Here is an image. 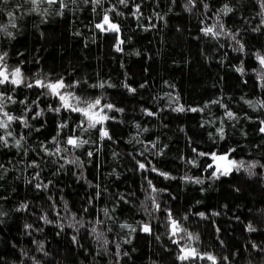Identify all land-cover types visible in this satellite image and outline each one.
<instances>
[{"label": "rangeland", "instance_id": "374dc122", "mask_svg": "<svg viewBox=\"0 0 264 264\" xmlns=\"http://www.w3.org/2000/svg\"><path fill=\"white\" fill-rule=\"evenodd\" d=\"M64 4L66 7H62L59 0L52 5L45 2L42 5L40 19L46 21L49 17H66L70 19L74 28L79 29V36L87 48L92 51L101 48L109 50L113 55L104 66L105 72L99 79L100 82L104 84L110 95L111 92H116L121 97V94L126 92L131 95V100L136 102L139 100L138 103L140 102L142 106L138 113L129 110L126 112L124 109L117 111L120 109L119 106L105 99L106 101H101L93 111L100 112L103 109L100 114L107 115L109 119L97 124L95 128H88L87 119L79 112L64 109L59 113L49 111L50 106L53 109L58 107L56 97L53 95L41 97L39 92L23 85L0 86V93L5 96L11 95L15 101V103L7 101L4 111L15 117H25L29 125L25 127L19 120L13 121L7 129L12 133L11 136H7L5 130L0 129V135L5 136L8 141L7 146L0 143V165H3L0 170L17 182L12 195L21 199L24 206L26 205V207L19 204L16 206V208L21 207L20 216L33 223L39 216L48 217L47 221L51 220L46 225L48 234L55 233L52 223H62L59 218L60 211L54 209V205L60 200L46 201L47 194L32 184L33 174L39 172L41 178H49L48 168L54 166L51 148L55 143H66L67 137L71 136L88 141L76 148V151L86 164L88 174L100 179L106 173L105 156L109 152L108 144L112 138L119 145L123 157L135 164L137 173L144 171L139 164L145 165L143 175L146 182L150 181L156 188L167 189L174 195L169 206L172 220L184 230L177 234L181 247L191 246L197 249L200 255H212L217 258L218 252L215 249L204 246L197 239H188L187 233L196 237L194 228L192 229L190 225L189 214L218 208L228 215L238 213L237 209L245 213L248 208L241 198L246 195L248 189L255 186L264 190V132L261 131L264 128V67L258 60V56L264 57V27L258 29L244 18L245 12L248 11V0L209 1V7L218 13L216 17L219 21V23L214 21L215 18L209 20L210 27L215 26L214 31L220 32V25L223 24L224 34H221L223 39L231 38L234 32L240 35L239 40L243 45L241 54L239 56L231 54L227 42L213 35L202 34L198 28L197 31L192 32L189 39L193 47L189 48V51L192 49V52L194 50L197 53L201 52L200 55L195 54L189 58L175 45L163 46L166 68L164 67L161 74V69L156 64L158 79L154 78L153 81H150L153 78V67L150 66L154 62L153 58L148 60L147 64L151 68L142 66L141 69L145 70L148 83L153 82L159 92L158 95L151 97H146L149 96L147 88L138 81L136 73L133 72L135 66L133 63L137 61L146 64L147 57L143 51L149 47L151 33L156 34L164 28L170 30L174 22L184 20L182 17L184 13L176 0H127L126 5L119 3V0H101L98 5H95L93 0L87 2L64 0ZM136 5L140 7V13L137 14L139 18L133 15ZM225 5L232 11L225 14L222 11ZM105 14L112 23L119 26V33L101 31L96 27L97 24L103 23ZM14 17L16 27H11L14 52L7 57L6 64L9 72L19 67L23 76L30 73L28 78L31 83V80L36 81L41 78L38 62L33 61L36 53L33 52L32 46H28L29 41L22 38L25 28L22 26L24 22L18 7L15 9ZM105 28L107 29V26ZM119 41L123 43L120 44ZM117 46L121 51L116 50ZM203 50L209 54L206 62L201 58ZM88 53L93 54L91 51ZM215 70L217 72L213 74ZM77 80L69 77V84H75V87L62 89L65 90L63 94L72 93L80 98L82 101L80 105L86 107L84 101L94 102L95 99L89 97L85 91L87 86L84 88L85 92L82 91L81 84L78 85ZM56 81L57 79L54 78L51 82ZM202 85L204 88L196 90ZM129 88L135 91L131 92ZM108 104L114 107L109 110L105 107ZM181 106L185 111H174ZM193 108L199 110L193 112L190 110ZM229 111L235 118L230 119L227 116ZM37 112L41 115L36 116ZM148 112L153 115H148ZM61 124L66 127L61 128ZM100 127L107 131L108 137L101 136ZM174 127H177L180 133L172 132ZM17 140H20V147L15 146ZM176 148L179 150L177 156L173 154ZM213 155L226 156L227 159L214 160ZM33 161L36 164L31 165L30 162ZM230 161H235L237 164L243 161L244 167L239 169L235 166L230 167ZM252 163L256 164L255 168L248 167ZM225 169H229L228 174L222 175L221 172ZM160 173H166L167 178ZM196 180L201 183H196ZM233 188H238L241 195L238 200L231 201L230 194H233ZM151 195L150 190L147 199L151 198ZM96 198L99 203L104 202L101 194H97ZM179 203L190 206V213L177 211L175 206ZM104 205L109 208L108 222L112 226L113 238L111 247L117 245L119 248L120 256H116L117 264L139 263L141 256L144 257L147 253L143 239L144 231H142L145 223L140 224L141 230L138 220L127 219L123 215L125 206H130L126 200L108 199ZM166 211L169 217L168 210ZM163 213L165 216L164 211ZM15 220L16 217L13 223L4 229L8 232L6 234L14 235L13 242L20 243L22 239L20 241L18 235L15 236L13 228H18ZM42 222L45 223L43 220ZM223 223L224 220H216V225L213 224L214 230L217 231ZM33 226L36 229L40 228L37 222ZM41 226L45 227L42 223ZM56 230L65 235L62 229L56 228ZM57 235L59 236L58 233ZM252 240L257 250L264 251V229L252 233ZM100 243L94 244L98 250ZM23 244L28 245L25 242ZM256 249H254V257L245 259L242 264L253 262V264H264V255L258 253ZM3 252L5 247H0V255L5 254ZM38 252L42 253L40 250ZM243 252L238 251L233 259L237 260L239 254ZM103 255L106 256L104 253ZM199 260L203 264H212L207 259Z\"/></svg>", "mask_w": 264, "mask_h": 264}, {"label": "trees", "instance_id": "16d2710c", "mask_svg": "<svg viewBox=\"0 0 264 264\" xmlns=\"http://www.w3.org/2000/svg\"><path fill=\"white\" fill-rule=\"evenodd\" d=\"M209 1L193 0V3L190 4L189 0H176L180 10L184 13L182 15L184 20L174 22L170 30L163 27L164 29L159 30L156 34H150L149 47L143 51L147 57L146 64L137 61L133 63L135 65L133 72L136 73L138 81L147 88L149 96L146 94V97L158 95L159 92L153 82L148 83L146 72L141 68L143 65V68H151L150 66H152L153 78L150 81H153L154 78L158 79L156 64L160 67L161 74L165 67L163 46L175 45L177 49L184 51L183 53L188 55L189 58L195 54L200 55L201 52L197 53L195 50L192 52V49L189 51V48H193L189 39L192 32L197 31L198 28L202 34H205L203 30L210 27L209 20L215 18L214 21L219 23L216 17L218 13L210 9ZM44 3L42 2L37 6L33 5L30 0H8L7 3L0 0V26L8 25L7 31L11 32L12 36L13 31L11 30L8 13L11 12L14 16L15 9L17 7L20 9L22 21L24 22L22 26L25 28L22 38L29 41L28 46H32L33 52L36 53L33 61L38 62L40 80L45 83H52L51 81L55 78L57 81L63 80L65 84L70 85L69 77L78 79L77 83H79L78 85L81 84L82 91L87 86L85 91L93 100L106 101L105 99H109L126 112L129 110V112L138 113L142 106L139 104L140 102L138 103L139 100L137 102L131 100V95L126 92L121 94V97L116 92H111L110 95L105 86L99 87L102 84L99 79L102 78V74L105 72L104 66L113 54L105 48L95 51L87 48L79 36V29L76 27L75 29L71 25L70 19L68 20L66 17H49L46 21H42L40 15ZM248 3V11L245 12L244 18L249 24L262 29L264 27V8L261 7V4L264 3V0H248ZM205 5H207V8ZM33 8L37 10L33 11ZM233 34L236 35L235 40L228 36V38L223 39V35L217 38H221V40L228 43L231 54L239 56L241 54L240 35L235 32ZM208 35L211 36L212 34ZM12 36L0 32V54L7 53L5 62L8 61L7 57L14 52ZM238 40L239 43H237ZM89 51L93 54H89ZM139 51L140 48L138 47ZM202 55V60L206 62L207 56H209L208 52L206 53L203 50ZM151 58L154 62L148 67V60H151ZM119 71L122 77L121 70ZM216 72L217 70L212 73ZM29 74L23 76L25 83H30ZM31 81V83H35V81ZM201 88H204L203 85L196 90ZM31 89L39 92L41 97H52L46 88L33 87ZM64 92L65 90L61 91L62 94ZM56 101V104L60 107L61 102L58 97H56ZM6 102L7 100L5 104ZM70 103L76 104L75 100ZM4 118L0 115V119ZM177 129V127H174L172 132L180 133V130ZM102 130L104 128L101 129L100 127L99 133ZM114 132L115 130H113ZM112 136L114 137V134ZM69 137L71 136L67 138ZM108 145L110 149L105 156L106 173L100 179H96L97 176L95 175L88 174L86 164L78 155L76 148L69 146L67 142L63 144L55 143L51 148L53 167L55 168H48L49 178H41L39 172L33 174L32 184L35 188L47 194L46 199L48 200L46 201H49V199L60 200L58 204L54 205V209L60 211L59 218L62 223H52L54 226L51 227L55 231L52 234H48V228L46 229L47 223L51 220L46 223L45 219L39 216L34 223L40 224V228L36 229L31 220L28 221L22 215L20 216L21 207L16 208V206L18 204L24 206V203L21 199H17L16 196L12 195L17 182L8 178L0 170V247H5V252H3L5 254L0 255V264H117L116 256H120L118 254L119 248L117 245L111 247V243H113L111 237L112 226L108 222L109 208L104 205V202L106 203L108 199L128 201L130 206H125L123 215L127 219L135 218L138 220L139 227L141 223H145L150 227V232H144L143 237L147 253L144 257L141 256L143 259L140 258L139 263L135 264H203L199 259L185 261L178 259L181 243L178 235L175 237L171 235L172 218L170 220L167 217L166 211L168 210V214L171 215L169 204L174 195L169 190L158 189L151 183L152 186L149 183L150 181L146 182L143 175L145 169L137 173L135 164L123 157L115 140L110 138ZM57 148L61 149L59 153L56 151ZM64 149H67V151H64ZM175 150L173 154L177 156L179 150L178 148ZM71 161H75V163ZM256 162L259 163V161ZM30 164L34 165L36 163L33 161ZM36 185H40V187L38 188ZM45 185L47 187H44ZM151 187L155 188L156 191L154 192ZM233 189V194H230L231 201L238 200L241 195L238 188ZM150 190L152 195L151 198L147 199ZM97 194L104 197V202L99 203L96 198ZM261 198L264 199L262 188L255 186L249 188L246 195L241 198L246 203L247 212L242 213L237 209L238 213L231 215L226 214L224 210L219 208L189 214L190 206L187 204L179 203L175 207L177 211H186V214H189L190 225L192 229L194 228L198 242L218 252L217 264H242L245 259L254 257L256 246L254 247L252 233L264 229V202ZM157 204L159 205L158 209L156 208ZM15 217L18 226V228L13 227L15 236L18 235L20 241L22 239L23 242L27 243L26 246L22 241L20 243L13 242L14 235L6 234L8 232L4 229V227L13 223ZM218 219L224 220V223L220 227L217 226V232L214 230L213 224L216 225ZM47 220H49L48 217ZM56 220L57 218L54 221ZM41 223L45 227H42ZM26 225L30 227L26 228ZM249 225L255 231H249ZM56 228L65 231V235L60 234ZM93 228H95V232L92 231ZM96 233L100 236V239H97ZM174 240L178 243H174ZM105 241H107L106 244ZM98 242H102L101 245L99 244L100 250L94 245ZM102 248L104 249L102 250ZM38 250L42 253H39ZM238 251L244 252L239 254L237 260H234L233 256ZM257 251L264 255V251ZM103 253L106 255L105 257Z\"/></svg>", "mask_w": 264, "mask_h": 264}, {"label": "snow or ice", "instance_id": "6c2138e0", "mask_svg": "<svg viewBox=\"0 0 264 264\" xmlns=\"http://www.w3.org/2000/svg\"><path fill=\"white\" fill-rule=\"evenodd\" d=\"M8 0H3V3H7ZM30 2L33 5H39L42 2H46L49 5L55 4L57 3V0H30ZM59 2L61 3L62 7H66V5L64 4V0H59ZM87 2V0H86ZM93 3L95 5H98L101 3V0H93ZM119 3L121 4H127V0H119ZM189 3H193V0H189ZM205 7L207 8V5H205ZM261 7L264 8V3L261 4ZM33 11H36V8L32 9ZM190 10V9H189ZM222 11L227 14L229 12L232 11L231 8H229L227 5H225V7L222 9ZM140 13V7L139 5H136V9L135 12L133 13V15H137ZM8 16L10 18V26L15 28L16 24H15V17L13 16V14L11 12L8 13ZM137 18H139V16L137 15ZM105 26H107V29L105 28ZM96 27L98 29H100L101 31H113V32H117L119 33L120 29L119 26L115 23H112L109 19V16L107 14L104 15L103 17V23L101 24H97ZM214 27H208L205 28L203 31L205 33V35L208 34H212L214 37H218L221 34H224V26L223 24L220 25V32H215L214 31ZM8 25H3L0 26V32H5L8 36H12L11 32L7 31ZM229 35H231L230 33H228ZM231 38L233 40L236 39V35H231ZM120 44L123 43V41H119ZM237 43H239V41H237ZM117 51H121L120 47L117 46ZM241 50H243V45L241 44ZM7 56V53L4 52L2 54H0V86L5 85V84H11L13 86L16 87H20V86H25L27 88H32V87H40V88H46L48 89L49 93L53 96L58 97V99L61 102L60 107H57L55 109L51 108V106L49 107V111H54L56 113H59L61 111V109L64 110H68L71 112H79L82 116H84L87 121H88V128H95L97 124H101L104 121L108 120L109 117L107 115H101L100 112L103 111V109L100 110V112H94L93 110L96 109L101 101L100 99H96L94 102H86L84 101V103H86V107H80L79 105L82 103V101L80 100V98L75 97L72 93H68V94H62L61 90L66 88V87H75V84L73 85H65V83L63 82V80H60L58 82H54V83H45L42 80H36L35 83H25L21 69L19 67H16L14 70H12L11 72H9L8 70V66L5 62V58ZM258 60L259 63L261 64L262 67H264V57H259L258 56ZM242 71V70H241ZM127 87V85H125ZM99 87H104L103 84H100ZM129 91L134 92L135 89L129 88ZM11 101L13 103H15V101L13 100V97L11 95H8L7 97H5V95L3 93H0V115H2L3 117H5L6 119H0V129H4L7 136H11L12 133L8 132L7 129L9 127V125L16 120H19L20 123H22L25 127H28V123L25 117H15L11 114H9L8 112L4 111V108L6 106L5 101ZM71 100H76V104H72L70 103ZM216 101H213V103H215ZM21 103H24L23 101H21ZM106 108H108L109 110H111L114 106L111 104L105 105ZM191 111L195 112L198 111L199 109H190ZM117 111H122V109H117ZM174 111L177 112H183L185 111V109L181 106V107H177L174 109ZM148 115H153V113L148 112ZM41 115L40 112L36 113V116ZM227 116L230 119L235 118L233 116V113H231L230 111L227 113ZM34 119L36 117H33ZM61 128L66 127V125L61 124L60 125ZM221 137L223 136V130L221 129ZM262 132H264V128L261 129ZM101 136L102 137H108V133L106 130H102L101 131ZM21 139H23V137H21ZM55 139V138H54ZM0 143H3L5 146L8 145V141L5 138V136L0 135ZM88 143V141L86 140H79L78 138H74V137H69L67 139V144L73 148H78L81 147L83 144ZM16 147H20V140L16 141ZM57 153H59L61 151L60 148H57ZM64 151H67V149H64ZM92 153H89V155H91ZM200 155H204V153H200ZM213 159L214 160H226L227 157L226 156H215L213 155ZM72 163H75V161H71ZM229 166H235L237 169L244 167V162L240 161L238 164L235 161H230L229 162ZM3 165H0V168H2ZM139 167L141 169L145 168L144 164H139ZM249 168H255L256 164L252 163L248 166ZM155 170V169H153ZM248 170V169H245ZM229 169H225L223 172H221L222 175H227L228 174ZM161 175H164L167 178V174L166 173H160ZM219 178V177H217ZM196 183H201V181L196 180ZM151 184V182H149ZM38 188L40 187V185H36ZM44 187H47V185H45ZM153 191L155 192L156 189L153 188ZM153 202L155 203V200L153 198ZM26 207V205L24 206ZM156 208H159V205H156ZM107 215V213H105ZM202 215V214H201ZM169 218L171 220V215L169 214ZM45 222L47 223V218L45 217ZM99 222V221H98ZM30 227L26 225V228ZM122 227H127V225H122ZM248 230L249 231H255V229L249 225L248 226ZM93 232H95V228L92 229ZM134 231V229H133ZM143 231L144 232H150V227L148 225H145L143 227ZM184 231L180 225L175 221V220H171V235L172 237H175L179 232ZM188 239L189 240H193V239H198V237H194L191 233H187ZM171 238V237H170ZM97 239H100V236L97 235ZM174 243H178V241H173ZM107 243V241H105V244ZM118 247V246H117ZM255 247V245H254ZM180 252L181 255L178 256V259L181 261H185V260H189V259H207L209 261L212 262V264H217L216 262V258L212 255H200L197 251V249L192 248L191 246H184L180 248ZM227 259V258H225Z\"/></svg>", "mask_w": 264, "mask_h": 264}]
</instances>
